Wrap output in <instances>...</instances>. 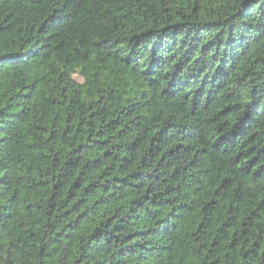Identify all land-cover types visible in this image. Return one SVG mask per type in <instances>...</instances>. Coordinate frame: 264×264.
I'll use <instances>...</instances> for the list:
<instances>
[{
	"label": "trees",
	"instance_id": "trees-1",
	"mask_svg": "<svg viewBox=\"0 0 264 264\" xmlns=\"http://www.w3.org/2000/svg\"><path fill=\"white\" fill-rule=\"evenodd\" d=\"M0 264H264V0H0Z\"/></svg>",
	"mask_w": 264,
	"mask_h": 264
},
{
	"label": "rangeland",
	"instance_id": "rangeland-1",
	"mask_svg": "<svg viewBox=\"0 0 264 264\" xmlns=\"http://www.w3.org/2000/svg\"><path fill=\"white\" fill-rule=\"evenodd\" d=\"M76 79L78 80V81H82V78L81 77H76Z\"/></svg>",
	"mask_w": 264,
	"mask_h": 264
}]
</instances>
